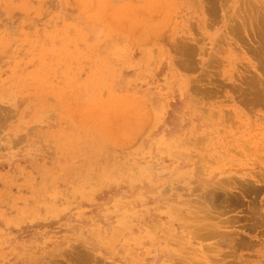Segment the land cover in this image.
I'll return each mask as SVG.
<instances>
[{
  "label": "rangeland",
  "instance_id": "1",
  "mask_svg": "<svg viewBox=\"0 0 264 264\" xmlns=\"http://www.w3.org/2000/svg\"><path fill=\"white\" fill-rule=\"evenodd\" d=\"M0 264H264V0H0Z\"/></svg>",
  "mask_w": 264,
  "mask_h": 264
}]
</instances>
